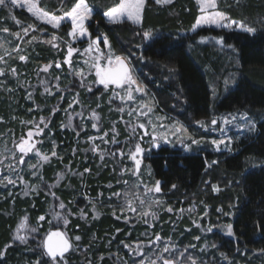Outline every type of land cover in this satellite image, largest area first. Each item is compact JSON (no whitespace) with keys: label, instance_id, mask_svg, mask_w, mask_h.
<instances>
[{"label":"trees","instance_id":"16d2710c","mask_svg":"<svg viewBox=\"0 0 264 264\" xmlns=\"http://www.w3.org/2000/svg\"><path fill=\"white\" fill-rule=\"evenodd\" d=\"M85 1L93 12L87 25L90 38H98L103 46L107 37L108 48L125 58L158 114L195 133V121L240 113L247 128L229 129L240 135L230 151L214 152L204 145L184 153L161 146L145 157L151 183L158 184L157 196L165 209L151 236L145 237V225L128 227L110 209L116 200L108 198L114 192H120L122 202L135 196L133 183H122L118 165L98 166L89 154L85 157L84 124L71 116L72 103L93 109L98 97L101 103L107 100L99 87L88 86L95 81L90 73L85 79L79 52L86 41L71 44L67 24L55 30L23 10L1 6L0 57L8 60V66L0 75V144L38 126V140L23 147L55 155L37 166L40 181L34 193L0 190V252L4 253L0 264H51L54 260L45 257L34 242L58 228L52 213L62 210L70 215L64 229L74 246L64 253L66 260L56 258L57 264H139L141 258L130 249L152 240V253L144 264L152 260L155 264L165 260L264 264V0H217L219 11L253 27L254 34L205 27L191 32L199 14L194 0H173L164 6L147 2L140 26L105 19L104 13L119 0ZM76 3L38 1L42 10L58 16ZM145 31L152 36L145 39ZM53 36L57 39L52 40ZM202 38L208 40L201 45L198 40ZM69 48L76 53L69 56ZM38 73L44 77L42 82ZM75 108L79 111V106ZM252 125L254 130H250ZM34 152L23 165L36 162ZM56 174L63 179L53 186ZM87 198L100 210V217L93 216ZM82 208L84 219L77 217ZM21 218L26 221V244H18L12 235ZM227 225L232 226L231 235ZM166 242L175 245L172 252L165 251ZM144 252L142 259L147 258Z\"/></svg>","mask_w":264,"mask_h":264},{"label":"rangeland","instance_id":"374dc122","mask_svg":"<svg viewBox=\"0 0 264 264\" xmlns=\"http://www.w3.org/2000/svg\"><path fill=\"white\" fill-rule=\"evenodd\" d=\"M38 1L39 0H34L36 4V9L40 12H45L39 7ZM194 1L197 3V0ZM120 2L121 0H119V3L115 7H117ZM147 2H151L156 6L168 5L158 4L156 3V0H144V6L140 14L139 23H135L133 22V20H129L127 15H122L118 17L115 23L127 22L134 26H140L142 22L143 10ZM85 4L87 5L86 1ZM197 5L199 12L197 18L208 13L217 11L221 12L217 9V7L215 9L208 8L204 12H202L201 5L198 3ZM6 7H9L11 9L23 10L39 22L53 28L52 24L44 22L43 18L37 19L36 15H33L27 10V7L10 5V0L9 5ZM88 8L91 11V16L84 21V30L86 33L85 35H81L79 29H77L74 35H69V33L73 31V24L71 18L67 17L65 14L58 16L52 13H48L50 16L62 18L60 19L59 26L53 29L59 30L62 26L66 24L69 25L67 35L71 41V44L86 41V45L79 52L82 54L81 63L86 68L85 79L88 78V73H90L91 76L95 79V81L92 84H88V86L93 85L99 87L101 94L107 95V100L105 102L103 101L102 103V99L98 97V102L96 103L93 109L86 108L83 104L80 105V103H72L71 108H74V111L72 112L71 116L78 121L80 120L81 123L85 125H83L85 135L82 138L83 141L81 142L82 145H85L83 149V154L85 155V157H88L89 154L92 158L97 160L98 166H101V164L105 162L109 163L108 165H118L119 169H121L120 179L122 183L125 184L126 181H130L133 183V187L136 191V194L134 197L132 196L133 198L131 197L132 199L122 202V200L120 199L119 191H116L109 196L110 198L108 199L113 198L116 200H114V206L110 205V209L113 210H111L113 216L131 228L135 227L138 224L145 225L147 228L146 230H144V232H146L147 234L145 233L143 234V236L150 237L154 224L156 222H159L161 213H163L165 209L161 208V202L157 196L159 192L155 191V189L158 187V184L151 183L149 167L144 161L145 157L148 154L152 153L153 150H157L161 146L179 149L184 153H192L195 148H202V146L204 147V145H207L208 148L213 150L214 152L230 151L234 142V138L240 135L232 134L229 129L235 126L234 130L240 129V131H244L247 128L245 126V124H247V121L246 119H244L243 116H240V113H232L229 115L230 117L228 116V114H222L219 117L213 116L210 117L208 120H200L204 123L203 127H201L197 123L199 121H195L194 126L198 129V131L192 133L178 121L170 120L168 119V117L160 115L155 111L154 102L150 97L149 93L147 92V89L144 85H142L141 82H139L137 78H135L133 72L130 73L137 81V83L131 85V93H129V85L127 84H123L118 87L115 84L109 83L107 87H105L104 84L99 83L98 77L96 76V68L93 65L98 63L99 66L107 68L109 66L107 57L109 56V54H111L113 57L112 66L115 67V54L112 53L111 50L105 46L104 43L102 46L98 38H95L93 40L90 38L87 30V25L91 20L93 12L89 6ZM104 17L107 21L110 22V20L105 15ZM197 18L194 28L191 32H195L198 29L204 27L215 29L220 28L228 31L235 30L243 32L240 28L237 27V24H232L231 28H225L223 26L218 27L214 24H208L203 22L197 25ZM231 21L236 20L228 17V21L226 22ZM207 40L208 38H202L199 39L198 42L202 45L206 43ZM221 51L222 50H220V52ZM75 53L76 50H72L71 55ZM97 57L99 58L98 60L96 59ZM7 66L8 60H2V57H0V71L4 70ZM40 74L41 73H38L37 77H39V81L42 82V80H44V77H42ZM11 75L12 77L17 76L14 71L11 73ZM52 84L56 85L57 83L55 84L52 82L51 85ZM138 87L142 88L143 91H136ZM129 94H131L132 99H128ZM76 105L79 106V111L77 110L78 108H75ZM148 109H151V111L149 112ZM142 111L148 112V115H140ZM111 115L113 116L112 121ZM213 120L217 121L215 125L212 124ZM225 120H227L228 123H225ZM141 124L143 125V127L139 126ZM93 125H95V127H93ZM36 127L27 130L24 135H20L19 138L16 140H5L3 141V144H0V188H2L0 190L7 189L8 191H11L20 189L22 193L28 195L34 193L40 181L39 176L37 175V166L40 167L41 165L45 164L46 161L42 159L43 156H47L49 158L53 153L45 154L42 153L40 149L37 151L35 150V148L33 150L25 149V152H18L17 148L20 149L19 146H21L22 144L23 146L27 144L24 143L25 141L31 142L33 144L35 143V140H38V138L40 137V132ZM175 127H182L183 129H186L187 135L183 131L176 132L174 130ZM88 130L89 132H87ZM29 132L33 133L31 137L28 136ZM122 133L125 134V138H123V140L120 139ZM153 136L158 137V139L156 140L155 147H153L152 144ZM188 137L197 140L199 143L192 144L191 139H189ZM165 140H167V142H165ZM213 140L224 141L223 144L219 145V150H217V148L211 143ZM1 141L2 137L0 136V143ZM137 144H139L143 149V152L136 157V159L140 161L139 167H137L136 161L132 158V154L135 152V147ZM33 151H35V154H40L37 155L35 159L36 162L33 164L28 163L27 165H23L22 163L24 162L25 158H29L28 156L30 154H33ZM21 158H23V162H21ZM62 179L63 178L61 176H58V174H56L55 181L52 183V185H58L62 181ZM9 180L13 182L9 183ZM107 187H110V185H108ZM116 193H119V195H115ZM87 199L89 206L93 211V216L100 217V210L98 212L95 206L92 204L93 201L90 198ZM113 208H115L116 212ZM166 211L168 213L172 212L169 211L168 208H166ZM52 215L53 220L55 223H57L58 228L56 230L50 231L49 235L54 232H60L64 236V238L70 243L71 247L69 248V250L72 249V247L74 246V240L69 238V235L64 229L67 224L65 223V221L68 222V218L70 217L68 211L64 212V210H62L61 212L52 213ZM77 217H80L82 219L87 217L84 208L81 209L80 214H78ZM25 222V219H19L15 224L16 230L12 232L13 237L18 240V244H26V239L24 243H21L20 240L16 238L17 236H23L25 230ZM59 226L61 227L59 228ZM48 236H46L40 241L36 240L34 242L37 247L43 250L45 257L47 256V254L43 248V242L47 239ZM153 243L154 240L146 243H137L134 245L133 248L130 249L131 253L135 254V257L141 258V262L139 264H144L145 262L149 261L150 257H148V254L151 252L150 249L152 248ZM163 246H165V248H167V251L169 252H172L175 248V245H171L169 242L164 243ZM126 247L129 248V246ZM145 250L147 253V258L145 257V259H142V255L145 253ZM48 258L49 260H52L51 257L48 256ZM59 259L66 260V257H59ZM167 261L169 262V264H174L171 260ZM57 262L60 261H52L51 264H57ZM149 264H153V260L152 263L150 262Z\"/></svg>","mask_w":264,"mask_h":264},{"label":"snow or ice","instance_id":"6c2138e0","mask_svg":"<svg viewBox=\"0 0 264 264\" xmlns=\"http://www.w3.org/2000/svg\"><path fill=\"white\" fill-rule=\"evenodd\" d=\"M156 3L158 4H170L172 3V0H156ZM197 3L201 5V11L204 12L208 8L215 9L217 7L216 5V0H197ZM9 5V0H0V6H8ZM10 5L14 6H24L27 7V10L32 13L33 15H36L37 19H44V22L46 23H51L53 28H56L59 26L60 19L62 18H57L54 16H50L47 12H40L36 9V4L34 0H10ZM144 6V0H121L120 4L117 7L111 8L110 10L106 11L104 15L110 20V22L115 23L118 19V17L122 15H127L129 20H133L135 23L140 22V14ZM67 17L71 18L72 24H73V31L69 33V35H74L79 29L81 35H85V30H84V21L87 20L91 16V11L88 8V6L85 4V0H77V3L73 6V8L65 13ZM228 21V17L222 13V12H212L205 14L201 17L197 18V25L203 23H208V24H214L218 27L223 26L225 28H231L232 24H237V27L240 28L243 32L248 33V34H254L255 29L251 26H245L242 22L237 23L236 21H231V22H226ZM31 27V26H29ZM4 31H8V29H4ZM25 34H27V29H24ZM144 38L148 39L152 36V33L150 31H145L143 33ZM57 38L55 36L52 37V40H56ZM51 43V41H48ZM217 43H221V41H217ZM104 44L106 47L110 48V44L108 42L107 37L104 38ZM54 47L56 45H53ZM72 54V49L69 48V56ZM21 60H24V56H20ZM97 60L99 59L98 57L96 58ZM108 59V64L109 66L107 68L99 66V64H94L93 66L96 68V76L98 77V82L101 84H104L105 87L109 83L115 84L116 86L120 87L123 84L129 85V93H131V85L136 84L137 81L134 79V77L131 75L129 68L127 67V64L125 62V58L121 56H115L114 61H115V67H113V57L111 54L107 57ZM69 61L66 59L65 63H68ZM56 67H60V64L57 63ZM48 68L47 66L43 69V71H47ZM3 72L0 71V75H2ZM82 75V73H80ZM138 92H142L143 89L138 87L136 89ZM128 99H132L131 94H129ZM150 112L151 109H148ZM140 115L142 116H147L148 112H141ZM43 123V121H42ZM201 127L204 126V123L202 121L197 122ZM217 123L216 120L212 121V124L215 125ZM225 123H228L227 120H225ZM140 127H143V125H139ZM95 127V125H93ZM255 126L252 125L250 130H254ZM176 132H185L187 135V130L183 129L182 127H175L174 129ZM33 135L32 132L28 133V136L31 137ZM191 139L192 144H198L199 142L195 139H192L191 137H188ZM158 137L153 136L152 137V144L153 147L156 146V140ZM167 142V140H165ZM24 143H27L25 141ZM217 150H219V145L223 144V140H213L211 142ZM187 150V146H186ZM20 151L25 152V148L23 147V144L20 146ZM143 152V149L139 144L136 145L135 147V152L132 154V158L136 161L137 167H139L140 161L136 159L138 155H140ZM37 155H40L37 153ZM53 155L55 153L53 152ZM43 160L47 161L48 157L43 156ZM21 162H23V158H21ZM215 163V161H213ZM9 183H12L13 181L9 180ZM159 183V182H157ZM175 187V186H173ZM216 191L215 187L213 189ZM155 191L159 192L160 189L157 187ZM115 195H119V193H116ZM61 208L64 207L63 204L60 205ZM169 211H172V209H169ZM154 215V214H153ZM40 219H43L41 217ZM67 223V221H65ZM211 229H209L210 231ZM227 232L229 235L232 234V226L227 225ZM17 239L20 240L21 243L25 242V237L23 236H17ZM77 240H79V237H76ZM159 239V237H157ZM71 247L70 243L64 238V236L60 232H54L51 233L47 239L43 242V248L47 254V256L51 257L54 261L56 260L57 257H64V253L69 250ZM165 251H167V248H165ZM4 253L0 252V256H3ZM37 264H40L38 261ZM153 264H155V261H153ZM165 264H169L167 260H165ZM192 264H195V260L192 261Z\"/></svg>","mask_w":264,"mask_h":264},{"label":"water","instance_id":"95a60500","mask_svg":"<svg viewBox=\"0 0 264 264\" xmlns=\"http://www.w3.org/2000/svg\"><path fill=\"white\" fill-rule=\"evenodd\" d=\"M127 64V63H126ZM127 67H128V65H127ZM129 68V67H128Z\"/></svg>","mask_w":264,"mask_h":264}]
</instances>
